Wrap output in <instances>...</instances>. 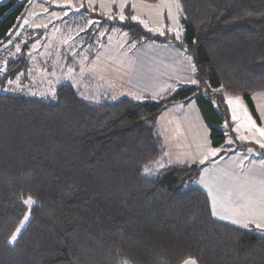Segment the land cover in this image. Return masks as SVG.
<instances>
[{"label": "trees", "instance_id": "16d2710c", "mask_svg": "<svg viewBox=\"0 0 264 264\" xmlns=\"http://www.w3.org/2000/svg\"><path fill=\"white\" fill-rule=\"evenodd\" d=\"M177 4L180 36L167 21L153 32L130 8L104 15L83 0L82 11L120 28L131 44L179 49L191 61L193 85L95 106L71 85L58 87L53 100L0 90V264H264V236L213 218L208 197L192 185L199 164L145 176L165 155L157 120L178 102L198 105L219 150L215 159L231 153L223 149L227 138L234 150L257 148L236 141L225 99L243 98L257 119L250 97L264 91V0ZM26 8L16 0L0 4V47L26 26L0 87L28 69L34 32L23 24Z\"/></svg>", "mask_w": 264, "mask_h": 264}, {"label": "crops", "instance_id": "0c3cea01", "mask_svg": "<svg viewBox=\"0 0 264 264\" xmlns=\"http://www.w3.org/2000/svg\"><path fill=\"white\" fill-rule=\"evenodd\" d=\"M86 3L104 15H111L114 8L119 14L130 8L153 27L162 28L167 21V30L180 28L177 0H157L155 4L137 0H86ZM119 48L114 45L111 54L122 55L126 72L110 82L101 81L107 99L139 96L157 99L174 92L178 85L195 83L191 61L172 45L123 43ZM250 99L257 116L256 125H251L249 134L233 120V132L237 142L258 147L264 145V91ZM181 104L177 111L175 105L166 109L157 120L156 131L165 148L161 166L199 164V176L192 185L208 197L213 218L264 236V162L247 153L253 147L234 150L233 140L228 138L223 149L231 153L215 159L219 150L211 147L209 129L198 105L195 101ZM230 116L233 119L231 112ZM261 150L264 154V149Z\"/></svg>", "mask_w": 264, "mask_h": 264}, {"label": "rangeland", "instance_id": "374dc122", "mask_svg": "<svg viewBox=\"0 0 264 264\" xmlns=\"http://www.w3.org/2000/svg\"><path fill=\"white\" fill-rule=\"evenodd\" d=\"M8 1L0 0V4ZM82 2L83 0H16V4L26 5L23 24L34 32V36L32 35V42L25 52L28 69L15 80L4 83L0 90L29 98L53 100L58 87L71 85L81 98L93 106L118 100L104 96L101 81L106 79L110 82L116 75H125L126 62L122 60V55L111 54V50L116 44L119 50V45L129 43L128 37L120 28L114 26L108 29L101 20L82 11ZM134 19L143 26L150 27L155 33H162L164 30V27L151 26L150 22L138 15ZM173 32L177 36L182 33L180 28ZM16 38L17 34L12 39ZM19 43L15 42L16 46L9 58L20 50ZM128 98L134 101L143 99L140 96ZM225 103L233 116L232 122L234 120L237 127H244L250 134L251 125H256L257 121L244 99L226 96ZM174 105V111H177L182 104L178 102ZM257 146L247 150V153L264 162V154L257 151L264 147ZM161 163L162 160L151 165L145 171V176L159 172L165 166L159 167ZM28 218L25 216L10 239V244L15 242Z\"/></svg>", "mask_w": 264, "mask_h": 264}, {"label": "built area", "instance_id": "2783aa9c", "mask_svg": "<svg viewBox=\"0 0 264 264\" xmlns=\"http://www.w3.org/2000/svg\"><path fill=\"white\" fill-rule=\"evenodd\" d=\"M26 26L22 25L18 29L17 38L11 39L10 41H6L0 47V76L3 74L4 69L6 68L7 60L9 59L10 54H12L15 48V42H23V38L25 35ZM21 44V43H19Z\"/></svg>", "mask_w": 264, "mask_h": 264}, {"label": "snow or ice", "instance_id": "6c2138e0", "mask_svg": "<svg viewBox=\"0 0 264 264\" xmlns=\"http://www.w3.org/2000/svg\"><path fill=\"white\" fill-rule=\"evenodd\" d=\"M262 146H264V145H262ZM24 203L25 204H31L32 201H31V199H28V200H25ZM258 227H259V225H258ZM13 240H15V237H13ZM184 264H195V261L192 259H188V260L184 261Z\"/></svg>", "mask_w": 264, "mask_h": 264}, {"label": "water", "instance_id": "95a60500", "mask_svg": "<svg viewBox=\"0 0 264 264\" xmlns=\"http://www.w3.org/2000/svg\"><path fill=\"white\" fill-rule=\"evenodd\" d=\"M24 48H27V45H26V44H24L22 50H23ZM205 164H207V162H206Z\"/></svg>", "mask_w": 264, "mask_h": 264}]
</instances>
